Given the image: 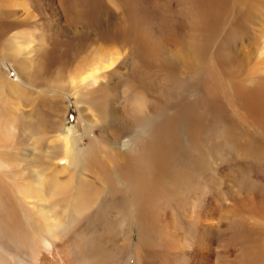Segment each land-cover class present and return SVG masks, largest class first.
I'll list each match as a JSON object with an SVG mask.
<instances>
[{
  "label": "bare ground",
  "instance_id": "6f19581e",
  "mask_svg": "<svg viewBox=\"0 0 264 264\" xmlns=\"http://www.w3.org/2000/svg\"><path fill=\"white\" fill-rule=\"evenodd\" d=\"M44 1L54 29L7 36L0 0V264H264V187L243 171L264 156L244 121L264 133V64L235 45L238 4L261 0ZM58 90L84 104L86 142Z\"/></svg>",
  "mask_w": 264,
  "mask_h": 264
},
{
  "label": "rangeland",
  "instance_id": "374dc122",
  "mask_svg": "<svg viewBox=\"0 0 264 264\" xmlns=\"http://www.w3.org/2000/svg\"><path fill=\"white\" fill-rule=\"evenodd\" d=\"M12 1H13V6H14V8H13L14 9V13H13L14 15L10 14V16H9L10 23H8L6 26L7 27L9 26L10 29L7 28L6 32L9 31L7 36H12L16 32L18 33L20 31L23 32V31H27V30H35L37 28H40L39 24L41 25V27H45V28L47 27V29H51L54 27V24L55 25L58 24L57 22H58L59 16L57 13L58 9L56 7V4L51 5L49 3H46L44 0H32V1L31 0H12ZM205 1H206L208 6H215V5H220V4L223 5V3H227V0H205ZM36 2H38L39 4H36ZM45 3H46V6H45ZM68 3L65 2V4H66L65 6L67 7V13L72 15L70 9H73L74 2L71 4L69 3L70 5H68ZM20 4H21V6H20ZM25 4H27V6ZM28 4L31 6L29 7ZM253 5H254V7L247 5L246 3H244L242 5H241V3L238 4V6H240V9H241L240 13L243 14V12H244L245 15H247V18H244L245 21L243 22V27H244L243 31H241L240 35L236 38V41H235V45L237 44V46H236L237 49H240V47L242 45L243 50L245 51V49H246L245 52H247V54L249 53L247 55L248 60L246 61L248 63L247 67L249 69L251 67L255 68V66L259 65V63H261V66H263V64H264V50H262V47L264 46V0H261L257 6H255V4H253ZM22 6H25V7L21 8ZM43 6H45V7H43ZM26 7H28V9ZM37 7H40V8H37ZM55 8H56V10H55ZM15 9H16V11H15ZM38 9H39V11H38ZM25 10H26V12H25ZM27 10H29V11H27ZM32 14H33V16H32ZM15 15L17 16V18ZM41 16L44 17V19H42ZM29 18H31V19H29ZM40 18H41V20H40ZM51 20H53V22L54 21H56V22L53 23ZM37 21H38V23H37ZM232 21L235 22L234 19H232ZM45 22L47 24H45ZM35 23H36L37 28L34 25ZM88 43H90V44L93 43V44H91V45L87 44V45H90L91 47L86 45L85 50L87 52H89L90 60H93V56L96 53L101 54V53H99L101 41L98 40V38H96V37H90ZM257 62H259V63L257 64ZM2 66L8 75H10L13 79L16 78V76H14L15 73L13 71L14 66L11 62H3ZM68 92L69 91L58 90V91L54 92V94H53V95H56L58 97L63 98L62 105H63V107H65V110H66L63 133H64V135L67 136L66 138L72 140V142H77V143H80V141L86 142V138H87L89 132L92 130L93 124L89 121L90 119L88 117H86L81 111V108L84 106V104L78 103L77 99L75 97V94H73L72 92H69V93ZM56 96H52V97H56ZM43 105H44V102H43ZM239 114H240L239 109H237V108L231 109L230 119L235 121L236 124L240 125L243 122V120L240 117H238ZM244 121L248 122L251 125L256 126L255 122L252 121L248 117H247V119L245 117ZM251 125L245 126V128H248L249 129L248 132L254 133L253 135L256 138H258L261 142L264 143V133L260 130H257L256 127L251 126ZM96 134L98 135V133H96ZM217 154L223 160H221L220 163H217L216 167L226 163L225 167H228V170H235V167H236V165H235L236 160L235 159L237 157L232 156L233 154L231 155V150H229L226 147L220 148L217 150ZM257 155L258 154L256 153V150L254 148H250V151H249L250 160H248V165H245L243 167V171L250 173V175L253 176L252 179H255L258 176L259 178H256L257 181H255V182H259L258 186L264 187V156H262L260 154L261 160L259 161ZM226 160H229V162ZM220 170H221V168H220ZM222 175H223V173H222ZM233 175L236 176V178H238V177L242 178L243 177V173H239V174L234 173ZM216 176L217 177H215V179H217L219 181L224 180V179H220L221 173H220V175L217 174ZM134 235H135V229L132 230V236H134Z\"/></svg>",
  "mask_w": 264,
  "mask_h": 264
}]
</instances>
